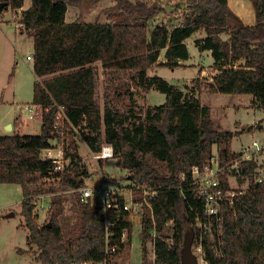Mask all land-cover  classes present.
I'll return each instance as SVG.
<instances>
[{
	"label": "trees",
	"instance_id": "trees-1",
	"mask_svg": "<svg viewBox=\"0 0 264 264\" xmlns=\"http://www.w3.org/2000/svg\"><path fill=\"white\" fill-rule=\"evenodd\" d=\"M115 1L116 9L105 22L68 21V7L82 0H31L20 14L23 31L34 43L33 70L37 79L32 103L39 105L42 125L37 134L0 133V182L21 186L27 242L37 246L42 264H81L101 260L105 253L106 220L101 201H83L75 191L76 213L68 236L60 219L61 196L53 200L43 224L38 223L33 211L34 195L82 188L89 176L78 144L71 140L66 150L70 162L60 172V179L47 180L53 164L40 157L41 150L57 136L65 142L68 135L54 128L60 108L73 125L86 130L79 132L93 153H100L103 145L110 143L114 157L119 158L118 166L129 171L132 182L156 190L149 196L157 230L154 264H182L185 235L189 228L197 231L196 208L200 209L201 202L191 185L193 166L209 163L215 144H225L219 151L221 161L239 153L230 150L237 132L220 129L211 116V107L202 103L200 95L164 77L150 75L148 69L153 65L181 66L190 58L187 38L203 31L195 45L200 51H211L215 66L205 83L206 90L250 94L251 105L264 109V0H250L254 24L244 23L229 0H184L183 15L173 24L156 20L165 12L159 0ZM9 2L14 11L25 0ZM96 61L105 70L133 72L131 78L137 86L146 92L155 88L165 93L166 101L139 106L135 93L129 91L127 104L119 106L105 94L102 106ZM243 166L240 178L244 181V176H249V187L233 206L226 207L225 253L218 256L209 248V264H264V181L256 179L259 164L255 160ZM123 203V197H119L107 218L111 244L120 251L121 262L116 264H130L135 223ZM171 220L174 234L170 241L165 227ZM125 229L129 231L128 241L121 240ZM152 231L150 211L146 210L141 235L147 238Z\"/></svg>",
	"mask_w": 264,
	"mask_h": 264
},
{
	"label": "rangeland",
	"instance_id": "rangeland-1",
	"mask_svg": "<svg viewBox=\"0 0 264 264\" xmlns=\"http://www.w3.org/2000/svg\"><path fill=\"white\" fill-rule=\"evenodd\" d=\"M159 1L165 6V12L158 15L156 20L173 24L181 19L185 8L184 0ZM29 4L30 0H26L25 6ZM243 7L242 10L247 12ZM23 8L12 11L9 7L0 14V132L16 131V126L6 129L4 126L6 121L14 122L25 133L41 130L40 118L25 123L20 117L27 115V109L20 106L33 101L34 83L37 79L33 70V60L27 58L34 50L33 38L23 31V25L19 22ZM115 9V0H82L81 4L70 5L68 18L105 22L109 20L111 11ZM203 35V31H198L187 41L190 58L182 61L181 66L170 68L153 65L148 69V73L164 77L183 90H191L200 95L202 103L211 107V116L219 128L237 132L230 142L231 151L239 152L245 147L252 148L253 139H261L262 147L253 155L261 162L264 158V109L251 105L253 97L250 94L206 90L205 83L215 72V66L211 51H200L195 45L196 38ZM223 36L227 37L226 34ZM94 65L98 68V97L102 106L105 94L119 106L127 104L130 98L129 91L135 93V101L139 106L156 105L166 101L165 93L155 88L146 92L137 86L131 78L133 72L105 70L100 61H96ZM69 129L63 145L67 150L71 140L77 142L82 163L89 170V177H85L86 186L103 182L118 187L135 185L129 176V171L118 166L119 158L113 156L100 161V158L95 157V153L79 134L86 131L85 129L79 127ZM224 145L213 146L215 156H219L220 148ZM56 196L62 198L63 213L60 219L64 233L68 236L75 219L78 194L71 188L50 192L47 201L53 203ZM22 199L19 184L0 182V264H42L37 258V246L27 242L28 230L21 213ZM11 211L15 214L8 216ZM49 214L50 211L37 215L38 223L46 222ZM133 221L135 223L129 254L130 264H154L152 233L147 238H143L141 235L143 223L142 225L137 223V218ZM165 232L172 236L173 224L168 222Z\"/></svg>",
	"mask_w": 264,
	"mask_h": 264
},
{
	"label": "built area",
	"instance_id": "built-area-1",
	"mask_svg": "<svg viewBox=\"0 0 264 264\" xmlns=\"http://www.w3.org/2000/svg\"><path fill=\"white\" fill-rule=\"evenodd\" d=\"M8 2V6H4L0 10V14L10 7L9 0H0ZM1 22V20H0ZM21 24V23H20ZM22 25V24H21ZM29 60H34L33 55H28ZM21 108L27 109V115L21 119L26 123L28 120L38 118L41 113L39 105L35 103H26L21 105ZM69 117L60 108L54 123V128L59 134H64L70 130L69 128H75ZM64 141H61L57 136L50 141V145L41 150L40 157L42 159L50 160L53 164V169L50 171V176L47 180L57 181L60 179V172H63L68 165L69 158L66 155V146L64 148ZM250 147H245L240 150L237 156L231 158L228 161H221L220 156H215L210 159L204 167L198 165L192 168V181L194 193L201 202V207L196 208V221L195 226L197 228L194 234V240L192 243V251L196 255L197 264H209L208 251L209 248L213 249L218 256L224 255V212L226 207L233 206L238 196L243 194L249 187L250 177L244 176V181L241 180L243 176V163L250 160H255L259 166L255 169V176L257 181H264V167L261 166V162L253 155L262 147L259 140H253V144ZM114 156L113 146L110 143H105L100 153L95 154L96 158H111ZM57 174V175H55ZM182 178H185L182 174ZM79 192L80 198L83 201H91L97 203L101 201L102 214L106 220V239H105V253L104 257L98 261H85L81 264H116L121 262L119 257L120 251L117 246L111 244V232L109 231L108 224V211L113 206H116L119 197H123V208L126 210L131 219L137 218V223H143L144 212L150 211V217L153 223L152 231V259L155 263L156 260V220L153 212V205L149 196L156 194V190L147 188L145 186H124L118 187L105 182L99 185H87L79 189H74ZM49 193H40L32 197L33 211L37 215L42 212H48L52 209V202L47 201ZM172 225L173 221H169ZM140 225V226H141ZM142 231V230H141ZM174 234V225H173ZM165 232V235L169 240L173 238ZM129 231L123 230L121 234L122 241H128Z\"/></svg>",
	"mask_w": 264,
	"mask_h": 264
},
{
	"label": "crops",
	"instance_id": "crops-1",
	"mask_svg": "<svg viewBox=\"0 0 264 264\" xmlns=\"http://www.w3.org/2000/svg\"><path fill=\"white\" fill-rule=\"evenodd\" d=\"M26 1V0H25ZM229 3H230V6L231 8L234 10V12L244 21V23L246 24H254L256 22V18H255V11H254V7L251 3L250 0H229ZM31 5V0H30V4L28 6H25V2H24V5L22 7H24L22 10L28 8L29 6ZM242 6H244V10L247 9V12L243 11L242 10ZM21 7V8H22ZM69 9H70V6L68 7V11H67V15H66V19L68 21H73L75 19H69L68 18V13H69ZM158 17V16H157ZM193 36V35H192ZM224 37V36H223ZM32 38V37H31ZM191 37L187 38L186 42L190 39ZM33 46H34V43H33ZM34 51V50H33ZM32 55H33V52H32ZM28 103H32V102H28ZM41 125H42V122H41ZM4 126H6V129L9 128H14L15 127V124L14 122H11V121H6L4 123ZM5 129V130H6ZM16 131L19 132V133H25L22 131V128L20 129V127H15ZM77 130V129H76ZM15 131V130H14ZM40 131H33V132H28V133H40ZM0 133H6V131H3V132H0ZM27 133V132H26ZM80 134V133H79ZM259 140L261 141V139H258V138H254L253 140ZM104 159H108V158H104ZM89 177V176H88ZM100 184V183H99ZM98 184V185H99ZM93 186V185H92Z\"/></svg>",
	"mask_w": 264,
	"mask_h": 264
},
{
	"label": "water",
	"instance_id": "water-1",
	"mask_svg": "<svg viewBox=\"0 0 264 264\" xmlns=\"http://www.w3.org/2000/svg\"><path fill=\"white\" fill-rule=\"evenodd\" d=\"M8 6L7 1H3L0 3V10L4 7ZM10 128V126H9ZM14 211L9 212L7 215L12 216L14 215ZM194 229L189 228L186 235L185 240L182 248V264H197V258L196 255L192 251V243L194 240Z\"/></svg>",
	"mask_w": 264,
	"mask_h": 264
}]
</instances>
